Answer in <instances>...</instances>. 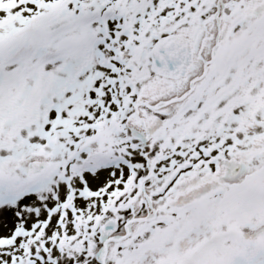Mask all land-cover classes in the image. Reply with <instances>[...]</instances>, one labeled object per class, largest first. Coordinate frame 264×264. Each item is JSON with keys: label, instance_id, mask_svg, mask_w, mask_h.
Wrapping results in <instances>:
<instances>
[{"label": "snow or ice", "instance_id": "1", "mask_svg": "<svg viewBox=\"0 0 264 264\" xmlns=\"http://www.w3.org/2000/svg\"><path fill=\"white\" fill-rule=\"evenodd\" d=\"M0 264H264V0H0Z\"/></svg>", "mask_w": 264, "mask_h": 264}]
</instances>
